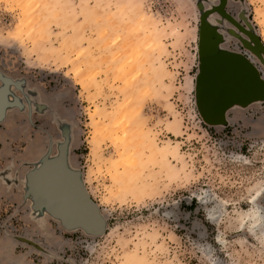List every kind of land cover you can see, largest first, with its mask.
Instances as JSON below:
<instances>
[{"label":"rangeland","instance_id":"1","mask_svg":"<svg viewBox=\"0 0 264 264\" xmlns=\"http://www.w3.org/2000/svg\"><path fill=\"white\" fill-rule=\"evenodd\" d=\"M218 10L0 0V75L15 83L0 120V264H264V0H227L233 22ZM237 55L259 98L206 109L208 64ZM62 127L101 234L65 228L26 194Z\"/></svg>","mask_w":264,"mask_h":264},{"label":"water","instance_id":"2","mask_svg":"<svg viewBox=\"0 0 264 264\" xmlns=\"http://www.w3.org/2000/svg\"><path fill=\"white\" fill-rule=\"evenodd\" d=\"M224 3L225 0L219 6L218 11L233 22L223 11ZM247 35L258 48L262 49L260 41L253 33L250 32ZM199 37L200 49H203L201 44L207 41V38L202 33L199 34ZM237 56L239 57V55ZM238 57L225 56L211 59L205 80L203 79V86L211 92L209 105L206 106V109L213 104L217 103V106H220L224 103V106H221L224 110L230 102L243 94H248L250 100L259 98L257 69L247 60ZM252 78L253 83L251 82ZM0 81L2 82L0 85V120H2L10 105L7 100L8 87L15 83L1 75ZM61 131L63 139L57 141L56 153L51 155V147H49L38 160L39 162H35L33 168L26 173V194L32 200L35 208L59 219L65 228H79L90 234H101L103 220L97 205L90 199L84 188L78 171L69 166L67 158L69 136L63 127Z\"/></svg>","mask_w":264,"mask_h":264},{"label":"flooded vegetation","instance_id":"3","mask_svg":"<svg viewBox=\"0 0 264 264\" xmlns=\"http://www.w3.org/2000/svg\"><path fill=\"white\" fill-rule=\"evenodd\" d=\"M223 2H224V0H218V6H220ZM226 3H227V0H225V3L224 4L226 5ZM204 80H205V77H204ZM247 96H248V94H243L239 98H237V99L235 98L236 100H234V101H238L240 99H245Z\"/></svg>","mask_w":264,"mask_h":264},{"label":"bare ground","instance_id":"4","mask_svg":"<svg viewBox=\"0 0 264 264\" xmlns=\"http://www.w3.org/2000/svg\"><path fill=\"white\" fill-rule=\"evenodd\" d=\"M210 21H211V19H210ZM212 22V21H211ZM220 25V24H219ZM216 26H218V24H216ZM263 36H264V31H263ZM252 83H253V78H252V81H251ZM251 83V84H252ZM257 87H258V85H257Z\"/></svg>","mask_w":264,"mask_h":264}]
</instances>
